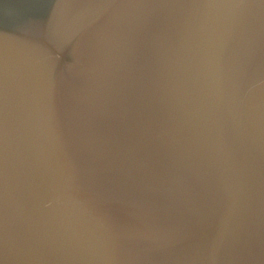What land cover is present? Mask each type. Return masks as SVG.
I'll return each instance as SVG.
<instances>
[{"label": "water", "instance_id": "1", "mask_svg": "<svg viewBox=\"0 0 264 264\" xmlns=\"http://www.w3.org/2000/svg\"><path fill=\"white\" fill-rule=\"evenodd\" d=\"M0 264H264V0H0Z\"/></svg>", "mask_w": 264, "mask_h": 264}]
</instances>
